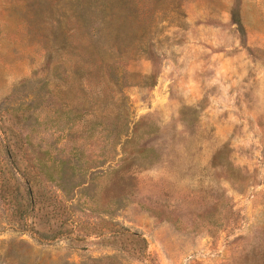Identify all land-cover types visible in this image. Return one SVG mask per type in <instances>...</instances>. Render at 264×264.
I'll use <instances>...</instances> for the list:
<instances>
[{
  "label": "rangeland",
  "instance_id": "obj_1",
  "mask_svg": "<svg viewBox=\"0 0 264 264\" xmlns=\"http://www.w3.org/2000/svg\"><path fill=\"white\" fill-rule=\"evenodd\" d=\"M0 137L67 217L0 264H264V0H0Z\"/></svg>",
  "mask_w": 264,
  "mask_h": 264
},
{
  "label": "trees",
  "instance_id": "obj_2",
  "mask_svg": "<svg viewBox=\"0 0 264 264\" xmlns=\"http://www.w3.org/2000/svg\"><path fill=\"white\" fill-rule=\"evenodd\" d=\"M17 145L10 144L3 138L0 139V197L2 199L7 197L10 213L15 217L17 223L26 227L25 229L31 230L37 238L43 240L56 237L61 233V230L55 228L43 230L42 227L48 225L54 218L65 221L67 217L66 214L62 218L59 217L63 213V211L58 212L60 204L57 203L59 200L43 193V183L46 181L58 182L57 179L61 172L60 161L57 159V164H54L53 161L48 163L47 159L51 157L33 153L29 157L20 158L17 153L30 152V150L26 148L25 151L21 144ZM121 147L123 152L121 157L124 159L129 154L124 152L123 145ZM146 148L147 146L140 145L135 148L133 153L145 154L143 151L147 150ZM37 150L39 151L38 148ZM72 168L75 169L74 165ZM10 196L14 201H10ZM18 196L19 200L17 201ZM107 233L127 238L133 247L132 252H139L145 246L143 236L134 230L129 231L125 227H118Z\"/></svg>",
  "mask_w": 264,
  "mask_h": 264
}]
</instances>
